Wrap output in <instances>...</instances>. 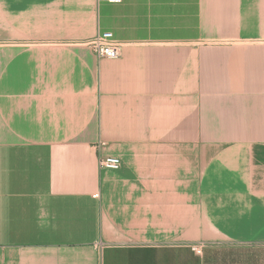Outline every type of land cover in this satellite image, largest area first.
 <instances>
[{
	"label": "crops",
	"instance_id": "0c3cea01",
	"mask_svg": "<svg viewBox=\"0 0 264 264\" xmlns=\"http://www.w3.org/2000/svg\"><path fill=\"white\" fill-rule=\"evenodd\" d=\"M0 264H264V0H0Z\"/></svg>",
	"mask_w": 264,
	"mask_h": 264
},
{
	"label": "built area",
	"instance_id": "2783aa9c",
	"mask_svg": "<svg viewBox=\"0 0 264 264\" xmlns=\"http://www.w3.org/2000/svg\"><path fill=\"white\" fill-rule=\"evenodd\" d=\"M106 1L111 4H118L122 0H98ZM88 48L94 53V55L99 59H109L114 60L120 56L121 45L114 41L109 40L104 35H97L95 38L90 40L88 43ZM98 167L100 169L117 171L120 168V160L116 157H102L98 156L97 159ZM99 195H94V198H98ZM192 251L199 254L201 252L200 247L193 246Z\"/></svg>",
	"mask_w": 264,
	"mask_h": 264
}]
</instances>
